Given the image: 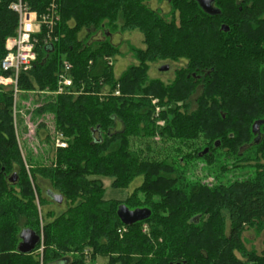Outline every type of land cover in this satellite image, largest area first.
<instances>
[{"label":"trees","instance_id":"trees-1","mask_svg":"<svg viewBox=\"0 0 264 264\" xmlns=\"http://www.w3.org/2000/svg\"><path fill=\"white\" fill-rule=\"evenodd\" d=\"M23 1L38 17L50 2ZM212 2L215 14L196 0H170L175 23L144 0L56 1L59 18L49 38L43 25L34 34L36 57L17 87L55 88L68 64L70 92L36 110L54 115L67 146L53 164L29 157L27 172L13 132V89L0 87V264H99L98 257L106 258L102 264H264V249L245 250L241 239L245 227L264 228V0ZM17 23L9 0H0V61ZM116 30L143 33V47L130 48L138 63L118 78L112 64L120 51L110 38ZM98 31L103 38L93 39ZM162 60L185 62L169 83L148 78L149 65ZM155 136L176 141L169 149L178 154L175 164L161 156ZM201 138L208 141L202 158L225 147L242 159L255 149L246 159L258 172L212 188L190 183L179 171L186 158L179 153L200 148ZM99 177L112 178L114 188L141 177L122 202L149 208L150 216L122 224L120 202L103 198ZM34 189L39 206L50 200L66 209L39 213ZM23 229L41 237L29 253L17 250Z\"/></svg>","mask_w":264,"mask_h":264},{"label":"rangeland","instance_id":"rangeland-1","mask_svg":"<svg viewBox=\"0 0 264 264\" xmlns=\"http://www.w3.org/2000/svg\"><path fill=\"white\" fill-rule=\"evenodd\" d=\"M51 1L52 0H50V2ZM150 8L158 12L157 9L159 7L152 5L150 6ZM161 9H163L164 12H158V14H160L165 19V21L168 22L174 19L175 23L179 22L177 18L178 13L176 11V15H174L173 11H171L170 8L165 4ZM47 12L48 10L46 9L44 14H46ZM99 38H103L102 32L98 31L97 33L93 34V39ZM110 38L114 44L118 45L120 51V53L114 57L116 58L115 61L113 59H110L114 61V63L112 64V71L115 75L114 78H118L130 65L138 63V61L133 57L134 55L130 51V48L132 46L143 47V33L137 30L124 32H119L118 30H116L112 31V35L110 36ZM184 63V61L172 62L170 71L168 73L157 71L156 64L151 63L148 67V78H159L164 82L169 83L175 77V70L180 68L181 65L183 66ZM199 90L200 88L197 89L196 93H198ZM69 92H60L58 90L56 82L55 88H49L48 85H44L43 88H34L33 90L20 91L18 89L16 96H12L11 117L13 132L24 168L27 172H29L30 170V165L28 163L29 157L34 162H38L43 165L51 163L53 164L55 161L56 151L58 149L66 148V137L60 130L56 128L54 115L51 112H41L37 114L36 110L43 104L46 99L49 100L57 95L66 94ZM155 102L156 100L152 99V104H154ZM155 112H159L158 107L155 108ZM40 125H42L41 128L43 130V133L39 138L37 132ZM201 139L202 144L198 143L199 145L201 144L200 148L193 151L192 147L189 149V147L186 148V146H182V149L184 151H181L179 153V155H186L185 161L180 162L181 165L179 171L184 174L183 178L188 180L190 183L197 182L200 185H205L206 188H212V186L218 184H228L232 181H235L236 179H245L254 176L258 172L257 170L259 169L256 167V161L252 159H246L247 156H252V154L255 153V149L253 148L249 149V151L245 153L246 158L242 159L237 158L233 151L230 152L225 147L216 149L215 151H213V155L208 158H202V156L199 158L192 157V153L194 154L197 151L201 152L205 147L208 146L207 139ZM152 140L156 141L153 143L162 149L161 156L167 158L168 162L175 164V160L178 159V154L175 153L173 156L170 155L169 149L172 146V143H176V141L165 140L164 142L160 140L158 136L153 137ZM61 142L63 143V145L59 146V143ZM99 178L104 188L103 198L107 200H117L120 202L119 204H125L122 201L129 197L133 193L134 188L139 186L142 181L141 177H135L127 187L114 188L111 186L112 178ZM47 186L49 187V185ZM41 195L43 197L46 196L43 190ZM34 199L38 211L41 214H45L46 211H53L54 213H58L65 210L67 207L66 203L64 202L56 203L53 201L50 202V200H46L45 204L42 203L41 206H39V200L35 189ZM142 230L143 232L147 231L145 225L142 226ZM125 231L126 228L122 227L118 229V234L121 236ZM241 239L245 250H255V252L261 253V251L264 249V228L258 230L255 228L245 227V229L241 233ZM40 251L41 248L38 250V252ZM234 253L238 258L243 259L240 251L235 250ZM97 262L99 264L105 263L106 258L98 257Z\"/></svg>","mask_w":264,"mask_h":264},{"label":"built area","instance_id":"built-area-1","mask_svg":"<svg viewBox=\"0 0 264 264\" xmlns=\"http://www.w3.org/2000/svg\"><path fill=\"white\" fill-rule=\"evenodd\" d=\"M56 1L52 0L47 8L48 12L38 17L23 0H9V8L17 13L18 23L15 35L9 37L5 43L6 53L0 61V70L7 75L0 74V87L11 86L14 97L18 92L17 80L19 74L22 71H27L36 57L34 34L43 25L47 29L48 33L46 35L49 38L55 22L59 18ZM62 70L57 78L58 90L60 92L68 91L72 86V81L66 74L69 70L66 62ZM114 94L117 95L118 91L115 90ZM62 145V142L59 143V146Z\"/></svg>","mask_w":264,"mask_h":264},{"label":"water","instance_id":"water-1","mask_svg":"<svg viewBox=\"0 0 264 264\" xmlns=\"http://www.w3.org/2000/svg\"><path fill=\"white\" fill-rule=\"evenodd\" d=\"M200 8L208 14H215L218 12L216 8L213 6L212 0H196ZM166 67H162L161 70H165ZM261 122L258 121L254 124L255 131H258L259 124ZM208 152V148H204L198 156L201 157ZM53 199L57 200L58 202L61 201V198L58 195H53ZM116 215L124 225H132L136 222L143 221L150 216V209L146 207H138L134 209L128 208L125 204H119L116 209ZM20 239L17 246V250L20 253H29L31 252L37 243L40 242L41 237L40 235L36 234L35 231L31 229H23L20 232Z\"/></svg>","mask_w":264,"mask_h":264},{"label":"flooded vegetation","instance_id":"flooded-vegetation-1","mask_svg":"<svg viewBox=\"0 0 264 264\" xmlns=\"http://www.w3.org/2000/svg\"><path fill=\"white\" fill-rule=\"evenodd\" d=\"M169 1L170 0H144V2L146 3L147 6H149V5L150 6H152V5L158 6L160 8V9L159 8L157 9L158 12H164L163 9H161V8L164 4L166 6H168ZM171 63H172V61L162 60V61H155L152 64H156V70L157 71H160L162 73H168L170 71V68H171ZM162 67H166V69L161 70Z\"/></svg>","mask_w":264,"mask_h":264},{"label":"bare ground","instance_id":"bare-ground-1","mask_svg":"<svg viewBox=\"0 0 264 264\" xmlns=\"http://www.w3.org/2000/svg\"><path fill=\"white\" fill-rule=\"evenodd\" d=\"M42 26V25H41ZM42 28H43V26H42ZM45 29V28H44ZM47 30V29H46ZM58 86V85H57ZM81 91V90H80ZM120 93V92H119Z\"/></svg>","mask_w":264,"mask_h":264}]
</instances>
